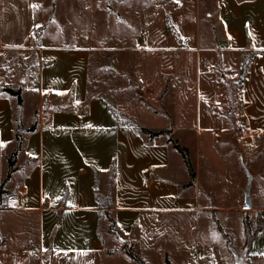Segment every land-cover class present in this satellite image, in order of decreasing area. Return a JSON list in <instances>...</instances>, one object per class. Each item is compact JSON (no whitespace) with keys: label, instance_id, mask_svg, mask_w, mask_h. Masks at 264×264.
<instances>
[{"label":"crops","instance_id":"crops-1","mask_svg":"<svg viewBox=\"0 0 264 264\" xmlns=\"http://www.w3.org/2000/svg\"><path fill=\"white\" fill-rule=\"evenodd\" d=\"M204 1L214 2L207 15ZM32 12L29 0H0V53L36 48L27 74L14 82L0 76V184L23 131L0 198V264L16 258V225L25 230L24 254L35 264L112 258L101 237L107 223L97 193L111 194V214L128 235L144 213L208 206L200 177L243 176L242 157L236 161L219 145L223 134L242 147L264 134V0H158L137 35L140 46L128 47L127 67L94 65L88 45L35 44ZM4 87H22L23 103ZM127 119L168 129L188 146L194 184L187 185V167L168 136L150 138ZM33 123L35 130L26 131ZM107 177L112 184L103 192ZM251 254L264 258V228Z\"/></svg>","mask_w":264,"mask_h":264},{"label":"rangeland","instance_id":"rangeland-1","mask_svg":"<svg viewBox=\"0 0 264 264\" xmlns=\"http://www.w3.org/2000/svg\"><path fill=\"white\" fill-rule=\"evenodd\" d=\"M29 4L35 24L25 23L19 29L25 32L32 27L35 44L88 45L93 51L94 65L100 62L126 66L133 58L128 47L140 46L137 35L147 28L149 18L157 11L158 0H29ZM208 6H214V2L207 1L203 7L204 15L210 11ZM213 23L210 22V26ZM35 50L29 46L18 53H0V76L11 82L19 80L18 74H27ZM221 136L220 149L233 155L236 161H239L238 154L242 157V177H223L224 180L222 177H200L209 192L203 198L208 206L197 211L144 213L128 235L104 231L102 238L112 258L80 257L73 264H135L127 254V248L149 264H166V259L172 264H264V258L249 254L244 223L246 219L255 230L260 219L264 220L260 210L264 207V134L254 135L243 147L237 142L227 143L229 135ZM257 139L261 143L258 146ZM205 148L206 145H202L203 154H206ZM213 148L214 145L207 143L208 152ZM193 165L196 170L194 162ZM204 169L203 165L202 174ZM248 173L252 175V207L245 209ZM107 180L103 192L110 189L113 177H107ZM16 223L19 224L17 220ZM14 233L18 241L13 248L16 258L9 262L8 254L3 251L5 261L9 264H35L31 256L24 254L27 239L24 228L16 225Z\"/></svg>","mask_w":264,"mask_h":264},{"label":"trees","instance_id":"trees-1","mask_svg":"<svg viewBox=\"0 0 264 264\" xmlns=\"http://www.w3.org/2000/svg\"><path fill=\"white\" fill-rule=\"evenodd\" d=\"M206 1L203 2V7L205 6ZM204 9V8H203ZM246 68H247V62H245L241 68V73L244 75L246 73ZM22 87H19L18 89H14L11 87H4L3 91L7 92L10 95H13L17 98V101L19 104L23 103V97H22ZM127 121L133 125H135L138 130L142 133L147 134L150 138H154L160 135H166L168 136V141L172 143L173 147L181 154L183 157L184 163L187 167L188 173H189V182L187 185H193L196 179V170L193 165L192 161V156H191V151L188 146L183 145L180 143L178 138L174 137L171 133L170 130H152L146 127H143L141 125H138L131 119H127ZM37 124L33 123L29 128H26V131H33L35 130ZM23 131L20 129L17 131L15 135V139L17 141V147L15 150L12 152L11 156L8 159V177H6L5 181L0 184V198L1 195L6 191L4 188V184L6 180L9 178L11 175L12 171L14 170V166L17 161V154L18 151L21 147L22 141H23V136H22ZM97 198L99 200V203L101 205V215L102 218L106 221L107 223V231L111 232L112 234L115 233V235H122L121 231L119 230L116 220L111 214V208L113 206V197L111 194H104V193H97ZM261 223L258 227H256L255 230H252V227L248 225V221L244 219L245 223V232H246V242H247V247L249 249V254H251L252 246H253V241L257 235V233L264 228V220L260 219ZM263 220V223H262ZM222 232V227L220 228ZM102 237V234H101ZM127 254L135 261V264H149L146 262L144 259H142L137 253L133 252L130 248L126 249ZM166 264H172L169 259H166Z\"/></svg>","mask_w":264,"mask_h":264},{"label":"water","instance_id":"water-1","mask_svg":"<svg viewBox=\"0 0 264 264\" xmlns=\"http://www.w3.org/2000/svg\"><path fill=\"white\" fill-rule=\"evenodd\" d=\"M251 181H252V175L248 173V183H247L246 188L244 190V193H245L244 208L245 209H250L252 207V197H251V193H250ZM238 264H245V263L239 262Z\"/></svg>","mask_w":264,"mask_h":264},{"label":"built area","instance_id":"built-area-1","mask_svg":"<svg viewBox=\"0 0 264 264\" xmlns=\"http://www.w3.org/2000/svg\"><path fill=\"white\" fill-rule=\"evenodd\" d=\"M30 36H31L32 40L34 41V33H31ZM13 199H14V198H10V199L8 200L7 203L9 204L11 201H14ZM14 205H15V204H14Z\"/></svg>","mask_w":264,"mask_h":264},{"label":"snow or ice","instance_id":"snow-or-ice-1","mask_svg":"<svg viewBox=\"0 0 264 264\" xmlns=\"http://www.w3.org/2000/svg\"><path fill=\"white\" fill-rule=\"evenodd\" d=\"M177 2H178V0H177ZM33 7H35V5ZM0 146H3L2 142H0Z\"/></svg>","mask_w":264,"mask_h":264}]
</instances>
